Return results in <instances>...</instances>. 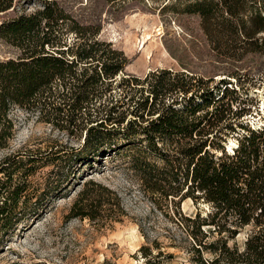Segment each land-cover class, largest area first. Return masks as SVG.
Returning <instances> with one entry per match:
<instances>
[{
    "label": "trees",
    "instance_id": "trees-1",
    "mask_svg": "<svg viewBox=\"0 0 264 264\" xmlns=\"http://www.w3.org/2000/svg\"><path fill=\"white\" fill-rule=\"evenodd\" d=\"M62 1L22 0L19 12L0 22V40L17 51L13 58L0 59V150L14 136L15 108L38 112L46 123L69 133L84 132L80 149L17 152L1 159L0 252L17 229L26 230L62 195L75 171L99 163L104 148L118 150L116 140L122 138L128 145L135 139L146 143L168 167V175L153 179L149 163L140 162L136 169L147 192L171 201L202 199L213 207L204 217L181 216L199 264H264V124L242 123L253 101L244 98L247 92L240 93L230 80L221 79L210 88L212 79L161 69L142 80L121 77L119 93L113 94L126 57L98 39V28L76 21ZM16 3L0 0V12L16 11ZM28 8L33 11L28 13ZM181 12L200 17L217 56L235 61L248 54L264 56V0H192ZM227 77L240 78L236 73ZM227 132L237 138L231 153L220 145ZM165 146L173 148V158ZM45 165L53 166L56 171L49 175L57 177L47 178L39 190L31 178ZM124 214L113 189L89 181L67 219H88L99 229H110ZM247 227L251 229L243 248L228 246ZM212 232L219 238L207 244ZM201 251L213 258L204 261Z\"/></svg>",
    "mask_w": 264,
    "mask_h": 264
},
{
    "label": "rangeland",
    "instance_id": "rangeland-1",
    "mask_svg": "<svg viewBox=\"0 0 264 264\" xmlns=\"http://www.w3.org/2000/svg\"><path fill=\"white\" fill-rule=\"evenodd\" d=\"M21 1L15 0L16 11L0 12V22L17 14ZM190 2L192 0L153 4L147 0H63L62 6L80 24L98 28V39L110 43L126 57L127 64L113 84V94L119 93L116 83L121 77L134 76L142 80L148 73L161 69L212 79L210 88L226 79L240 93L247 92L244 98L253 100L250 111L241 118L242 123L259 127L264 124V56L248 54L241 61L217 56L202 30L200 17L181 12ZM167 3V7L161 9ZM32 11L33 8L27 9L28 13ZM73 39L70 34L68 43L72 44ZM16 55L15 49L0 40V59ZM231 73L240 78L228 79ZM11 116L16 122L14 136L8 148L0 150V161L17 152H68L83 145L84 132L69 133L53 127L38 112L15 108ZM222 140V146L230 140L236 142V134L227 132ZM116 141L118 150H100L99 163L75 171L62 195L52 201L41 217L26 230L17 229L12 234L0 252V264H199L200 256L192 250L181 216L194 218L200 213L204 217L213 212V207L202 199L194 201L187 197L171 201V197L165 199L163 195L147 192L141 182L143 174L136 167L140 162L149 163L148 172L153 179L165 177L169 170L163 158L151 153L147 144L137 139L131 145L122 138ZM164 149L169 153L166 155L173 158V148L165 146ZM212 151L215 156L221 155L217 148ZM174 167L178 168L177 162ZM51 170L56 171L53 166L40 167L31 178L33 186L40 190L47 178L56 179V173L49 175ZM89 181L108 186L121 198L125 214L122 221L110 229H99L88 219H67L77 194ZM250 229L240 230L233 240H228V246L241 250ZM218 238L212 232L205 241L208 244ZM200 255L206 262L213 258L207 251H201Z\"/></svg>",
    "mask_w": 264,
    "mask_h": 264
},
{
    "label": "bare ground",
    "instance_id": "bare-ground-1",
    "mask_svg": "<svg viewBox=\"0 0 264 264\" xmlns=\"http://www.w3.org/2000/svg\"><path fill=\"white\" fill-rule=\"evenodd\" d=\"M264 103V101H263ZM236 146V142H233L232 140L229 141V144H226L227 150L231 153L233 151V147Z\"/></svg>",
    "mask_w": 264,
    "mask_h": 264
}]
</instances>
